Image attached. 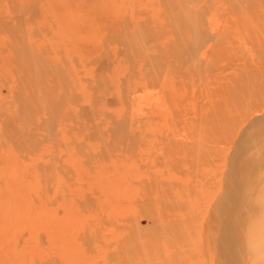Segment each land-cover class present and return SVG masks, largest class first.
Listing matches in <instances>:
<instances>
[{"label": "rangeland", "instance_id": "374dc122", "mask_svg": "<svg viewBox=\"0 0 264 264\" xmlns=\"http://www.w3.org/2000/svg\"><path fill=\"white\" fill-rule=\"evenodd\" d=\"M254 133L264 264V0H0V264H214Z\"/></svg>", "mask_w": 264, "mask_h": 264}, {"label": "bare ground", "instance_id": "6f19581e", "mask_svg": "<svg viewBox=\"0 0 264 264\" xmlns=\"http://www.w3.org/2000/svg\"><path fill=\"white\" fill-rule=\"evenodd\" d=\"M255 135L256 133L252 134L250 139L248 137V143L244 142L245 145L240 144L241 146L237 148L235 154L236 157L233 159L236 160L233 166V175L235 177L236 186H238L239 190L238 188H236L237 193L235 197L230 201H226V199L224 207H221L219 211H217V213H212V216L210 218L206 236H208L209 245L211 246V248L213 246L214 249V264L257 263L256 261H254L255 258H253L256 252L255 248H253V245L250 244L248 233H246V230H248L247 228L252 227V223L254 222L251 217V212L254 211L259 205H257L256 202L250 199V196H248V190L255 183L253 177L257 174V172H253V170L251 169L252 164L250 163V161L253 158H248V160L243 159L244 156H246L251 152V150L255 148L253 147L255 146V143L254 145L252 143L254 139L256 140V138L254 137ZM262 139H264V136ZM257 153L258 152L254 151L253 155ZM232 182L233 181H231V183ZM222 187L226 188L227 186L224 185ZM238 191H240V194ZM222 194L223 192L221 193V195ZM221 201L223 202V200ZM218 204H220V201ZM242 212L244 213L242 214ZM228 219L229 221L232 220L233 222L231 224L227 223Z\"/></svg>", "mask_w": 264, "mask_h": 264}]
</instances>
